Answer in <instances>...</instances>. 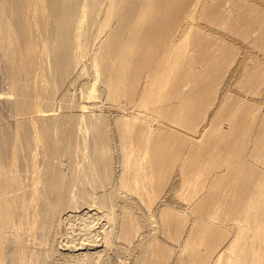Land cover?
I'll return each mask as SVG.
<instances>
[{
	"label": "bare ground",
	"instance_id": "6f19581e",
	"mask_svg": "<svg viewBox=\"0 0 264 264\" xmlns=\"http://www.w3.org/2000/svg\"><path fill=\"white\" fill-rule=\"evenodd\" d=\"M0 58V264H264V0H0Z\"/></svg>",
	"mask_w": 264,
	"mask_h": 264
},
{
	"label": "rangeland",
	"instance_id": "374dc122",
	"mask_svg": "<svg viewBox=\"0 0 264 264\" xmlns=\"http://www.w3.org/2000/svg\"><path fill=\"white\" fill-rule=\"evenodd\" d=\"M1 59V58H0ZM1 65H4V63H3V61H2V59H1V61H0V80L2 81V82H0V94L2 93V92H7V89L9 88V87H7L8 86V83H6L7 81H6V74L3 72V71H5V67L4 66H2L1 67ZM3 68V69H2ZM3 70V71H2ZM4 73V74H3ZM5 75V76H4ZM3 77V78H2ZM3 81H4V83H3ZM6 81V82H5ZM2 83V84H1ZM7 84V85H6ZM2 85V86H1ZM4 89V90H3ZM3 90V91H2ZM9 90V89H8ZM3 105V106H2ZM7 104H5L4 102H1L0 101V115H1V117H0V119L1 118H6V116H7V113H8V110H7V107H8V105L6 106ZM5 106V107H4ZM3 110V111H2ZM6 111V112H5ZM3 112H4V116L2 117V115H3Z\"/></svg>",
	"mask_w": 264,
	"mask_h": 264
}]
</instances>
